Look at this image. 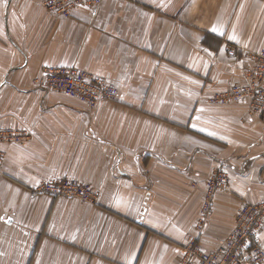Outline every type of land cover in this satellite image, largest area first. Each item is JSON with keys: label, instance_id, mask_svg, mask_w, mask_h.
<instances>
[{"label": "crops", "instance_id": "0c3cea01", "mask_svg": "<svg viewBox=\"0 0 264 264\" xmlns=\"http://www.w3.org/2000/svg\"><path fill=\"white\" fill-rule=\"evenodd\" d=\"M44 1L0 0V132L27 135L0 142V264H181L190 240L216 249L242 202H264V125L248 103L209 102L264 50V0H103L70 18ZM49 67L117 98L89 107L35 88ZM219 170L228 187L198 231ZM63 178L96 204L34 192ZM258 238L264 249V227Z\"/></svg>", "mask_w": 264, "mask_h": 264}, {"label": "built area", "instance_id": "2783aa9c", "mask_svg": "<svg viewBox=\"0 0 264 264\" xmlns=\"http://www.w3.org/2000/svg\"><path fill=\"white\" fill-rule=\"evenodd\" d=\"M103 0H45L43 8L54 15L70 18L80 8H98ZM235 57L234 48L228 50ZM252 66L245 72V83L215 94L209 99L213 105H236L248 103L250 113L258 116L264 125V50L250 55ZM35 88L61 93L78 99L89 107L106 101L114 102L117 89L103 79L96 78L76 68L49 67L33 81ZM26 134L11 131L0 132V142L20 144ZM4 155L0 151V177ZM228 187V176L222 170L213 174L206 182V193L201 207L197 230L201 231L211 210L215 193ZM37 194L78 200L88 205L96 204V193L86 184L68 179L44 182L34 190ZM264 227V202H242L236 210L233 227L222 243L210 252L200 249L195 240L188 241L184 248L181 264H263L264 249L259 242V234Z\"/></svg>", "mask_w": 264, "mask_h": 264}, {"label": "snow or ice", "instance_id": "6c2138e0", "mask_svg": "<svg viewBox=\"0 0 264 264\" xmlns=\"http://www.w3.org/2000/svg\"><path fill=\"white\" fill-rule=\"evenodd\" d=\"M215 29H213V31H214ZM229 39H232V37H229Z\"/></svg>", "mask_w": 264, "mask_h": 264}]
</instances>
